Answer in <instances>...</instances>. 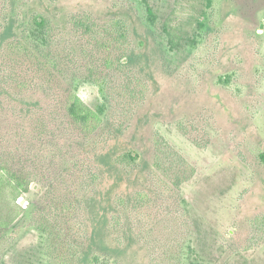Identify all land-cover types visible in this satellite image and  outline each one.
<instances>
[{
	"label": "rangeland",
	"instance_id": "1",
	"mask_svg": "<svg viewBox=\"0 0 264 264\" xmlns=\"http://www.w3.org/2000/svg\"><path fill=\"white\" fill-rule=\"evenodd\" d=\"M83 12L110 27L115 18L125 21L129 63L111 70L109 86L115 91L127 74L139 90L134 99L121 93L119 105L112 101L117 130L99 138L54 114L73 87L94 108L105 101L100 84L76 74L89 64L81 50L91 40L68 18ZM6 13L12 24L2 44L20 35L30 15L44 14L56 25L55 44L74 60L54 84L43 85L42 75L21 91L12 81L0 86V153L41 178L19 198L23 214L0 231V264H58L33 225L51 182L52 195L73 201L63 218L89 237L92 252L77 264H264V0H0V16ZM6 67L2 48L0 77ZM16 68L32 77L25 64ZM125 152L136 163H119ZM158 155L193 170L176 193L154 164ZM91 168L98 177L86 187ZM136 191L147 201L129 207L123 222L132 237L117 245L114 198ZM85 193L95 198L89 206L74 200Z\"/></svg>",
	"mask_w": 264,
	"mask_h": 264
},
{
	"label": "trees",
	"instance_id": "2",
	"mask_svg": "<svg viewBox=\"0 0 264 264\" xmlns=\"http://www.w3.org/2000/svg\"><path fill=\"white\" fill-rule=\"evenodd\" d=\"M148 20L151 24H155L157 13L153 6L147 4L146 7ZM8 13L0 16V34L2 29H6L4 34L0 36V50L3 48V58L5 61L7 72L3 77H0V86L6 89L4 83L12 81L10 86L13 89L21 91L24 88L31 86V83L36 76L45 77V84H54L58 76H63L66 70H69L70 64L74 58L71 53L65 48L55 44L57 37L56 25L53 21L44 14L33 13L27 19L21 33L16 38L6 39L5 35H10L9 29L12 21ZM68 21L72 23L75 30L83 37L91 40L90 47H82L84 58L89 61V64L83 69L80 65L76 67V73L80 78V71L84 73L85 81H92L100 84L104 93V103L94 108L88 105L81 96L76 92L75 88L67 90L64 96H60L58 105H56V113L62 116V122L78 131L82 136L95 135L100 137V133H114L117 128H113L114 123L110 119V108L112 101L118 105L119 95L124 94V98L129 100L137 97L139 90L137 85H134V78L126 76L121 83L116 86L115 91L111 90L110 76L111 70H120L128 67L129 63V34L125 27L123 19H113L110 24H102L91 13L83 12L69 16ZM4 46V47H3ZM126 58V61L124 60ZM25 64L27 66L26 75H32L26 79L24 73H17V65ZM10 67V68H9ZM4 82V83H3ZM128 104V100H126ZM131 103V102H130ZM61 110V111H60ZM46 126V125H44ZM96 142V141H95ZM90 146H94L96 143ZM166 149H158L159 154H164ZM115 161L133 165L136 163L137 155L131 152H125L123 155L117 156ZM100 158V157H99ZM99 158L97 160L99 161ZM264 160V153L261 154ZM19 160L9 152L0 153V231L6 232L11 228L13 223L19 216L23 214L25 208L19 202V198L28 191L33 179L31 173L25 171L24 167H18L16 164ZM163 172V179L170 180V188L176 193L181 184L190 179L193 170L188 171L182 168V164L178 160L163 161L159 155L154 163ZM77 163L73 166L75 167ZM98 177V172L92 173V168L86 173V187L93 183L94 178ZM41 178H38L39 180ZM45 198L50 201H45L40 213L33 218V225L46 236L47 254L54 257L58 264H77L78 259L85 261L92 252L89 244V237L84 233L82 235L75 234L77 227L75 222L66 221L63 217L68 215L71 210L73 201H68L64 196L52 195L54 191L53 182L50 183V189L45 188ZM79 193V192H78ZM80 198L75 196L74 200L79 204L94 203L95 198L90 197L88 193L80 194ZM68 196V195H67ZM147 195L141 191H136L132 196L118 195L114 198V213L110 218L112 233L117 231L119 238L117 245H123L128 237H132L131 230L126 222L128 218L129 207L134 209L141 204L146 203ZM86 206V205H85ZM131 209V210H132ZM67 213V214H66ZM182 258V261L185 259Z\"/></svg>",
	"mask_w": 264,
	"mask_h": 264
}]
</instances>
